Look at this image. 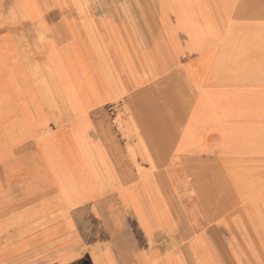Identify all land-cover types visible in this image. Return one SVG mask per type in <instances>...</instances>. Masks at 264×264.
<instances>
[{"label": "rangeland", "instance_id": "374dc122", "mask_svg": "<svg viewBox=\"0 0 264 264\" xmlns=\"http://www.w3.org/2000/svg\"><path fill=\"white\" fill-rule=\"evenodd\" d=\"M45 1L48 7L67 3ZM73 1L90 10L104 4L155 7L157 3ZM0 4V21L12 26L0 27V36L13 33L19 49L12 59L5 52L7 39L0 41V264H40L41 260L43 264H264V154L257 158L253 183L241 204L227 203L229 194L221 185L228 177L209 167L207 183L215 210L213 218L201 225H195L199 222L195 219L205 213L194 197V188L179 181L184 180L182 173L176 172L173 178L170 172L160 171V187L145 190L154 202L156 216L161 222L168 215L190 216L200 234L175 236V242L163 234L129 236L135 222L130 213L133 204L124 197V189L106 187L103 171L95 172L97 177L91 183V117L78 120L71 116L86 112L91 94L90 64L78 49L73 57L61 52L44 22L34 23L47 59L35 30L16 26L22 20L39 18L35 0H0ZM144 14L154 20L155 13ZM48 19L55 18L51 15ZM239 80L243 86L237 90L201 94L184 129L183 149L213 144L222 151L264 147L263 141L242 138L251 131L247 120L264 116V108L262 99H256L253 106L248 76ZM190 109L175 108V123L167 109H159L160 123L146 122L152 109H136L140 118L144 117V123L136 126L160 153L161 161L171 154L184 125L180 121L187 119ZM211 133H216L217 139H196ZM124 142L131 150L132 143ZM232 181L241 190L240 175L234 174Z\"/></svg>", "mask_w": 264, "mask_h": 264}, {"label": "crops", "instance_id": "0c3cea01", "mask_svg": "<svg viewBox=\"0 0 264 264\" xmlns=\"http://www.w3.org/2000/svg\"><path fill=\"white\" fill-rule=\"evenodd\" d=\"M35 1L39 18L22 20L16 26L35 30L34 22H44L43 26L54 33L61 52L73 57L78 49L91 66L86 112L71 116L78 120L91 117V183L97 177L95 172L103 171L107 175L106 187L124 189V197L133 204L130 213L135 222V230L129 236L163 234L175 242V236L200 234L190 216L180 219L168 215L165 222L156 216L154 202L145 190L160 187V171L170 172L173 178L176 172L182 173L184 180L179 181L194 188V197L205 213V217L195 219L199 221L195 225L212 219L215 210L207 183L209 167L228 177L221 185L229 194L227 203L244 201L264 147L222 151L213 144L183 149L181 142L192 109L206 90H237L243 86L239 78L248 76L252 104L255 106L256 99H262L264 108V0H157L155 7L104 4L91 10L73 0L51 7L45 0ZM0 7L3 10L1 4ZM144 12L155 13L154 20ZM51 15L54 20L48 19ZM0 27L12 28L5 20L0 21ZM35 32L47 59L46 47ZM4 39L8 41L5 52L15 59L14 54L19 51L15 35L0 36V41ZM187 107L191 108L190 113L185 121H180L184 125L179 138L171 154L161 161L160 153L146 142L136 126L144 123L136 109H152L146 116L147 123H160L159 109H167L175 123L174 109ZM246 127L251 131L242 138L264 142V116L248 119ZM217 137L211 133L196 139L206 142ZM125 139L132 143L131 150ZM7 170H11L10 163ZM234 174L241 177V190L232 181ZM5 184L10 187L9 181ZM48 234L46 229L45 235ZM43 263L41 260L40 264Z\"/></svg>", "mask_w": 264, "mask_h": 264}]
</instances>
